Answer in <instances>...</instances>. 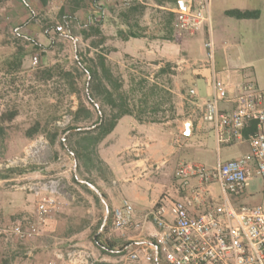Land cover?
Segmentation results:
<instances>
[{
	"label": "crops",
	"instance_id": "1",
	"mask_svg": "<svg viewBox=\"0 0 264 264\" xmlns=\"http://www.w3.org/2000/svg\"><path fill=\"white\" fill-rule=\"evenodd\" d=\"M5 1V5H3L2 8L4 13H0L1 17L9 19V23L11 22L10 25H16V31L24 25V22H30L40 10L43 8L47 9L49 4L53 5L56 2H60V0H49V4L43 7L40 5L39 0ZM116 1L117 0H97L95 3L92 0H89L85 7L89 12V15L85 13L84 8L79 13V16H86L88 19L94 18V20H98L97 22L100 24L101 30L104 33L102 28L103 18L113 16L112 13H110L109 16L106 15L109 14L107 11L114 8V2L116 3ZM147 1L149 2L147 3ZM147 1L132 0V3H137V5L138 3L143 5L151 4L156 6L154 0ZM211 1L214 6L215 0ZM261 3H264V0H230V2H227V0H220L219 7L216 8L214 6V11L216 10L221 17L227 16L230 18L228 19L230 20L228 21V26L234 25L237 30L239 24H247L252 20L258 21L262 19L264 16V7ZM167 9L177 12V8ZM230 9L260 10V17L256 19H237L226 14V11ZM212 10H210L211 24ZM217 18L219 19L218 14ZM115 20H117L116 24L124 26L119 30L125 31L129 27L128 25L130 23L128 22L129 20L126 14H124L121 19L114 17L113 21ZM163 20L164 19L162 18H154V22L159 27L158 29H160L161 34L164 32ZM131 23L135 24L138 23V21L132 20ZM125 26L127 28H125ZM211 30L216 47L214 67L218 77L229 86V93L232 95L235 85L244 82L246 76H248L247 74L245 76L242 75V72L240 71L237 72L232 70H238V67H243L241 65L250 67L254 62L251 60L249 62L246 61V54L242 49V44H239L238 42L230 43V40H228L230 37L226 38L225 41L218 42L214 38L213 26H211ZM18 32L20 31L18 30ZM32 32L33 31L25 33L23 31L22 33L20 32V34L27 39L34 41V38L31 37L33 34ZM138 32L142 33L143 36L123 40L129 44H141L142 40H148L150 35L147 31L143 32L142 30H139ZM48 33L50 34V32ZM176 33H178V31H176L174 35H159L156 38H153V41H162L159 46V54H161V56L169 59H175L179 56L187 57L180 59V61L177 60V62L180 63L187 61V64H185L186 69L184 73L179 77L180 83L177 82L169 87L171 97L169 107L170 113H168L169 111L166 107H161L159 110L168 114L164 115V117H159L153 120H146L144 118L143 121H139L135 116H124L119 120L116 128L99 145V156L105 166L103 167V170L93 168L97 171L93 174L94 178H90V180L94 182V185H91L95 186L99 192L93 189L90 184L89 188L99 195L103 205L98 203L94 193L89 192L79 184L86 183L87 181L85 178L77 177V184L71 179L73 188L88 198L91 205L88 212L91 213V216H84L86 220L83 219L82 223L81 221L75 223L79 224L76 225L78 227H74L73 231L69 230L68 232H65L61 246L55 247L53 250L48 248L50 244L46 245L43 243V245H41V250L31 248L24 252L18 251L16 250L17 247H12L11 241H3V237L7 235H1L0 264H70L66 261L58 260L55 253L62 248V251L66 250L71 245H78L90 249L95 257L108 264H121L125 259L127 260L126 253L130 247L144 250L141 248L142 245L146 246L148 250H152L149 243L154 242L151 235L156 233V227L152 222H149L141 230L135 228H113L112 230H109V232L103 231L102 227L109 213V208L113 211L119 207L124 200H128L135 208V218L138 221H141L144 215L155 207L163 195L168 197L169 203L182 198L184 193L179 190V185L175 178V171L180 163L191 161L189 154L194 150L200 151L203 149H212L214 147H218V150L220 151L222 147L218 146L214 130L204 118V101L209 99L213 93V69L210 65L201 64L193 66L188 63L190 60L205 61L206 52L204 43L208 38V28L207 26H204L195 33L196 36L200 34L205 38L203 43L199 44V47L193 43V40L191 41V38H187L185 41V38L183 39L184 36L180 37V33H178L179 35ZM49 34H46V31L36 30L34 37L41 45L50 44L51 37ZM106 35L109 36L108 33ZM103 45L104 43H101L99 46H94L95 52L99 53ZM198 51H200L199 57L197 56ZM106 56L110 58L109 54H106ZM261 78L256 80V83L264 88V80L262 81ZM180 86H182L183 91L180 90ZM192 88L197 91L196 97H191L188 94L189 90ZM220 106L221 109L225 111H231L235 108V103L232 100H228L223 101ZM256 129L257 125H255V128L246 126L243 132L244 139L236 143L238 145L249 146V150L245 153L250 151V143L248 139ZM239 155L230 157L227 160L234 159ZM73 165L74 168L77 167V161L75 159L73 160ZM39 175L40 172L36 171L31 176L36 177ZM65 177L69 178L70 175ZM196 183L197 180L192 181V184ZM101 192L106 195V199L102 198ZM8 193L9 192L6 190H0V198L5 199L8 197V200H3V206H5L6 209L11 208L12 206L13 210L18 214L16 215V218H21L18 221L13 220L9 223L19 222L26 225L28 222H34L36 219V201L30 203V198L25 197V199H23L24 201L16 202L10 206L8 201L12 196L8 195ZM58 198L61 202L63 201L62 203L60 202L61 205L59 206V210L60 212L62 211L65 213L69 210V207H66L67 203L61 198V195H59ZM74 199L75 198H73V200ZM74 206L72 205V207ZM74 208L76 209V207ZM82 210L84 209L82 208L81 211ZM101 211H104L103 214ZM2 214V210L0 209V217ZM65 216H68V218L65 217V219L61 220L67 221V219L69 220L73 217L68 213H65ZM55 221L57 220L49 218L42 226L40 234L46 236L45 239L42 238V240H45L47 243L49 242V239L47 240L46 238L51 237L54 238V240H56L55 238H59L55 233ZM60 224L62 223L60 222ZM34 238L35 236L25 241L33 247H36L37 245H34ZM97 239L104 241L106 246H102ZM126 243L127 245L122 249V246ZM107 244L112 245V247H107ZM24 256L27 258L26 260Z\"/></svg>",
	"mask_w": 264,
	"mask_h": 264
},
{
	"label": "built area",
	"instance_id": "2",
	"mask_svg": "<svg viewBox=\"0 0 264 264\" xmlns=\"http://www.w3.org/2000/svg\"><path fill=\"white\" fill-rule=\"evenodd\" d=\"M129 6L132 0H117ZM177 9V28L180 33L195 34L207 26L208 38L204 43L205 61H188L190 65H210L213 69L212 96L204 101V118L214 130L218 146L236 144L244 139V129L249 122H256L257 129L249 136L250 151L223 162L211 169L194 161L180 163L175 171L182 198L169 203L163 195L154 208L141 221L135 218L133 204L124 200L114 209L115 229H143L149 222L156 227L151 235L152 250L142 246L128 248L127 260L121 264H264V206H236L230 195L241 196L250 181L259 176L264 179V88L254 81H244L229 93V86L218 77L215 70V42L211 30V0H180ZM58 31L62 26H57ZM38 57H34V64ZM180 64V63H179ZM187 64V61H185ZM197 96L195 89L188 93ZM232 100L235 108L221 109L223 101ZM72 115H64L56 126L65 129ZM50 146L45 135H38L30 143L23 157L0 160V173L16 170L29 159L40 156ZM197 180L196 184H192ZM10 189L31 193L36 201V219L26 225L19 222L4 223L0 220V236L12 235L31 239L40 234L46 220L59 208V195L66 191L64 176L31 175L2 180ZM219 187L223 196L217 195ZM198 210V212H197ZM154 249V250H153ZM55 256L70 264H108L95 257L82 246L71 245L57 250Z\"/></svg>",
	"mask_w": 264,
	"mask_h": 264
},
{
	"label": "rangeland",
	"instance_id": "3",
	"mask_svg": "<svg viewBox=\"0 0 264 264\" xmlns=\"http://www.w3.org/2000/svg\"><path fill=\"white\" fill-rule=\"evenodd\" d=\"M145 2L147 0H144ZM219 1L215 0L214 6L216 8L219 7ZM149 1H147L148 3ZM227 2H230V0ZM66 0H60V2H56L53 5L49 4V7L43 8L40 10L36 16H34L30 22H24V25L21 26L18 30L22 33L23 31L25 33L29 31H33L31 37L34 38L35 41L37 39L34 37L35 31H44V25L52 24L53 29L49 30L50 37H51V43L50 44H44L45 47H50V49H44L46 55L40 56L39 51H33L32 45L26 46L25 42H23L21 39L17 41V36L15 35V27L16 25H10L9 19L3 18L0 24L5 25V28H3V33L0 35V60L4 58L5 55L12 53L14 51L15 45H24L27 50H29V54L26 55L24 59L23 69L18 74L22 82L24 84L20 83V81H16V84L20 85L21 89L18 90L19 97L17 101L19 102V108H20V114L19 116L9 125V128L7 129V134L4 138V140L0 141V160H4L7 158H13V157H23L25 155V151L28 149L30 143L35 139H28L25 135L26 129L29 128L34 121L37 118L46 117L49 113H52L53 109L49 106V104L44 105V103H41V101H51V103L56 101V97L58 93L55 91V94L51 93L50 88H38L37 91H34L28 88L27 86L32 82L33 79V72L39 69H44L48 65H53L56 63H60L61 65L66 66L68 70H71L74 72V74L77 75V70L82 71V67L78 68L77 65V59L78 50L85 53L88 57H94L95 56V47L93 46L94 41H99L101 36H91L88 39H84L82 37V31L84 29L89 30V25H91L93 19H88V17L83 16L77 19V20H67L63 22L60 19V10L65 5ZM151 3V2H150ZM264 7V3H261ZM146 9L143 13H136L134 16V20H137L138 23H136V29L137 31L142 30L143 32L147 31L150 35L148 40H142L141 44H129L125 42L120 36L117 35V31L123 26L121 24H116L117 20L113 21L114 17H117L119 19L122 18L124 14H127V11L125 10L126 6H123L119 2H114V8L107 11L106 16H109L110 13L113 14L112 17L103 18V25L102 28L104 30V35L108 37L104 41V45L101 49H104L106 54H109V62L112 65V68L116 72V74L120 75L122 79L125 82V88L126 90H130L131 86L134 85L135 87H139L138 83L141 81V79H146L147 83L144 87L143 91L147 92L150 91L152 88H156V92L158 94H154V97L150 99V102L148 103L146 107V114L144 115V118L146 120H153L157 118L164 117V115H167L170 113V92L169 87L173 86L177 82H179V77L184 73L186 67H185V61L183 62H177V60L180 61L182 58H187L183 56H179L175 59L172 58H166L161 56L159 54L160 51V44L162 41H153V38H156L159 35H170L165 28L163 34L160 33V29L157 26V24L154 22V18H162L165 19V14L163 9L157 6H153L151 4H145ZM214 6L212 5V1L210 3V10H212V24L211 26L214 27V38L219 42L225 41L226 38H229L230 43L238 42L239 44H242V49L245 52V59L247 62L250 60L254 63L252 66H244L238 67V70H232L237 72H242V75H248L246 76L245 81H254L259 80L261 77L262 81L264 80V16L261 20H252L248 22L247 24H239L238 25V31L235 29L234 25L228 26V18L227 16L221 17L219 13L215 10ZM3 6L0 4V13H4V10H2ZM85 13L89 15V12L87 9H84ZM217 14L219 19L217 18ZM1 16V14H0ZM138 16V17H137ZM214 17V18H213ZM221 17V18H220ZM29 19V18H28ZM27 19V20H28ZM158 20V19H157ZM218 20V23H217ZM98 21V20H96ZM8 24V26H7ZM57 26H62V30L58 31L56 28ZM124 27V26H123ZM125 28H127L125 26ZM176 31L179 32L178 28ZM237 31V32H236ZM41 33V32H40ZM108 33L109 36L106 34ZM176 33V34H178ZM75 35L74 39L70 38V35ZM175 33H172L174 35ZM29 35V34H28ZM179 35V34H178ZM188 35L180 33V37H183V39L186 41V39L193 40L196 46L199 47V44H202L204 41V37L198 34L197 36ZM5 37L7 41L11 42V45L7 44V42H4L2 39ZM179 38V37H177ZM180 39V38H179ZM215 40V41H216ZM4 42V44L2 43ZM38 42V41H37ZM197 47V48H198ZM127 49V50H126ZM173 52V51H170ZM205 59L207 58V51L205 50ZM144 53V54H141ZM38 57V63L34 64V57ZM197 56H200V51H198ZM180 63V64H179ZM196 66V65H195ZM243 68V69H242ZM250 70V71H249ZM260 73V75H259ZM77 79L80 83V87L85 88L84 83L86 82L87 77L85 75H77ZM180 90L183 91L182 86H180ZM34 91V92H33ZM82 91V93H83ZM141 88L139 87V90L135 91V98L137 100V103L141 105L140 97H143V93L141 92ZM17 92V93H18ZM67 90H63V93L65 94ZM63 94V95H64ZM2 93H0V112L2 109H4V105L8 102V98H2ZM63 95H59L60 97ZM56 96V97H55ZM64 103L69 106V110L64 115H72V111H75L78 106V97L75 93L64 95ZM69 98V99H68ZM31 99V102H30ZM160 100L162 104L157 108L154 105V101ZM143 105V104H142ZM100 106L102 108H106V106L103 105L101 101H98L94 105H92L93 110L95 111V117L101 115ZM161 107H166V109L169 111L168 113H163L159 109ZM157 110V111H156ZM63 115V116H64ZM73 116V115H72ZM58 118L53 124H51V129H59L56 126V122L59 120ZM89 126H85V128H88ZM47 137L46 133H44ZM40 134V135H44ZM48 138V137H47ZM49 139V138H48ZM60 140L65 141V135L63 133L60 134L56 145L51 144L50 146L42 153H40L38 157L35 159H29L26 161V165L23 167H20L16 169V173L14 177H20V176H26V175H33L34 172L39 171V176L44 175H56L59 174L61 176H67L70 175L69 178L65 177L66 180V191L61 195V198L67 203L66 207H69L65 213L71 214L73 217L71 219H67V221L61 220L68 218V216H65L64 212H60L59 208L58 210L53 214L51 218H54L56 230L55 233L56 236L59 238H46L49 242H45V240H42V238L45 239L44 234H39L35 236L34 238V245H37L36 247L26 243L25 239H19L14 236H4L3 241H11L12 247H17L16 250L18 251H27L31 248L36 250H41L43 243L46 245H49V249L53 250L55 247H60L61 242L63 241V237L65 236V232L73 231L74 227H78L75 224L79 221H83L84 216L88 217L91 216V213L88 212L91 205L88 200V198L83 195L80 192H77L72 185L73 177L78 178H91L93 179L96 169L90 168L88 170L85 166H82L81 171L77 173V169L74 168L73 165V158L68 154V151L64 149L60 145ZM50 141V140H49ZM249 150L248 145H238V144H232V145H222L221 150H218V147H214L212 149H203L200 151H193L191 154H189V158L191 161L197 162L199 164H202L205 168L211 169L218 165V162L222 160L223 162L227 161L228 158L239 155L241 153H245ZM240 156V155H239ZM75 169V172H74ZM66 174V175H65ZM72 176V177H71ZM74 183V182H73ZM72 185V186H71ZM217 188V195L222 197L223 193L220 191L219 187ZM0 190H6L8 191V195L12 196L11 199L8 201V204L11 206L12 204L24 201L25 197L30 198V203H33L32 201H35V197L31 193L26 192H17L10 189L9 184L3 182L0 180ZM15 196V197H14ZM18 196V197H17ZM15 199H14V198ZM34 198V199H33ZM73 198H75L73 200ZM230 198L232 202L238 207L240 206H258L262 205L264 206V179H262L259 176H255L249 183V186L247 187L245 193L241 196H234L230 195ZM3 200H8V197L5 199L0 198V209L2 210V216L0 217V220L6 223L12 222L13 220H20L21 218H16L18 215L15 210H13V207L11 208H5L3 206ZM61 200L59 199V206L61 205ZM103 205V203H101ZM76 207V209L74 207ZM100 205V206H102ZM8 206V207H10ZM84 209L81 211V209ZM101 209V207H100ZM103 210V209H102ZM102 214L104 211H101ZM15 218V219H13ZM59 220V221H58ZM60 222L62 224H60ZM102 222V220H101ZM60 224V225H58ZM100 227V226H99ZM55 236V235H54ZM63 249V248H62ZM25 257V256H24ZM27 258L25 257V260Z\"/></svg>",
	"mask_w": 264,
	"mask_h": 264
},
{
	"label": "trees",
	"instance_id": "4",
	"mask_svg": "<svg viewBox=\"0 0 264 264\" xmlns=\"http://www.w3.org/2000/svg\"><path fill=\"white\" fill-rule=\"evenodd\" d=\"M89 0H66L65 5L60 10V19L65 22L69 20H77L79 13L86 7V3ZM91 1V0H90ZM97 2V0H92ZM158 7L165 8L163 10L165 19L163 20L164 28L172 35L177 29V17L178 13L167 8H179L180 0H154ZM5 0H0V4L5 5ZM41 6L45 7L49 4V0H39ZM139 6V7H138ZM146 5L141 3H131L126 6L128 22L130 23L127 30H119L118 36L124 40L130 38L142 37V33H139L136 29L135 24L131 23L134 20V16L138 11L143 13L146 9ZM226 14L237 19H256L260 17V10H240L230 9L226 11ZM138 17V16H137ZM2 17L0 16V23ZM137 21V20H135ZM137 25V24H136ZM5 25L0 24V35L3 33ZM8 26V24H7ZM52 24L44 25V31L49 34V30L53 29ZM4 34V33H3ZM82 37L88 39L91 36H101L99 41H94L93 46H99L104 43L108 37L103 34L100 24L94 20L89 25V30L84 29L82 31ZM17 41L22 40L26 46L32 45L33 51H39L40 56L46 55L42 50L50 49L38 43L37 41L29 40L18 30H15ZM167 36V35H166ZM75 35L71 34L70 38L74 39ZM4 42L11 45L10 41H7L5 37L2 38ZM2 41V43L4 44ZM95 53L94 57H88L85 53L78 50L77 65L78 68L82 67V71L77 70V75H85L87 77L84 83L85 88L80 87V83L77 79V75L73 71L68 70L66 66L56 63L48 65L44 69H39L33 72L32 82L27 86L30 89L37 91L38 88H50L52 96L55 91L58 93L56 101H41L44 105L49 104L50 107L54 108L52 113H49L46 117L37 118L34 123L26 129L25 135L28 139H34L40 134L46 133L51 144L56 145V142L61 133L65 135V141L60 140V145L68 151V154L77 161V173L81 171L82 166H85L88 170L90 168H96L103 170L104 162L99 156V145L100 143L116 128L119 120L124 116H135L139 121H143L144 115L146 114V107L150 102V99L154 97L157 86L152 88L150 91L144 92L143 89L146 86L147 80L141 79L138 83L143 93V97H140L141 105L137 103L134 97L135 91L139 90V87L131 86L130 90H126L125 82L122 77L114 71L112 65L109 62L108 57L104 49ZM29 54V50L24 45H15L14 51L4 56L0 60V93L1 97L8 98V102L4 105V109L0 112V141L4 140L9 125L19 116L20 108L18 90L21 89L20 85L16 84V81L20 79L18 74L23 69L24 59ZM80 65V67H79ZM65 94L63 93V90ZM33 91V92H34ZM83 91V93H82ZM18 92V93H17ZM75 93L78 97V106L75 111H72L73 119L71 123L65 129H51V124L58 118H61L69 110V106L64 103V95ZM64 94V95H63ZM63 95V96H59ZM69 99V98H68ZM101 101L106 108L100 106L101 115L95 117V111L92 105ZM31 102V99H30ZM143 104V105H142ZM162 104L160 100L154 101L155 107H159ZM65 112V113H64ZM256 122H249L247 126L255 128ZM89 126V128H85ZM45 135V134H44ZM18 171V170H17ZM16 170L9 171L6 173H0V180L13 178ZM86 183H79L82 187L86 188L89 192L94 193L98 203L101 204L99 195L96 194L89 184H93L90 178H85ZM73 181L77 184V177H73ZM102 198L106 199V195L101 192ZM114 210L109 208V213L103 225V231L109 232L114 228ZM102 235V234H101ZM100 241V239H97ZM102 246H106L104 241H100ZM127 245L122 246V249ZM129 245V243H128ZM112 245L107 244V247Z\"/></svg>",
	"mask_w": 264,
	"mask_h": 264
},
{
	"label": "water",
	"instance_id": "5",
	"mask_svg": "<svg viewBox=\"0 0 264 264\" xmlns=\"http://www.w3.org/2000/svg\"><path fill=\"white\" fill-rule=\"evenodd\" d=\"M180 5L182 6L183 4L180 3ZM88 128H89V127H88ZM75 167H76V165H75ZM90 185H91V184H90ZM91 187H92L93 189H95L97 192H99L98 189H97L95 186L91 185Z\"/></svg>",
	"mask_w": 264,
	"mask_h": 264
}]
</instances>
